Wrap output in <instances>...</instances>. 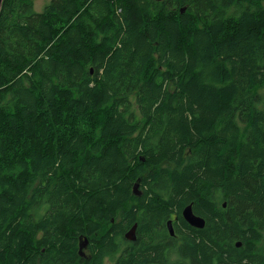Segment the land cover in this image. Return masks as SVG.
Returning a JSON list of instances; mask_svg holds the SVG:
<instances>
[{
    "label": "trees",
    "instance_id": "trees-1",
    "mask_svg": "<svg viewBox=\"0 0 264 264\" xmlns=\"http://www.w3.org/2000/svg\"><path fill=\"white\" fill-rule=\"evenodd\" d=\"M2 6L0 264L73 261L80 232L146 202L140 229L208 220L194 264H264V0Z\"/></svg>",
    "mask_w": 264,
    "mask_h": 264
},
{
    "label": "flooded vegetation",
    "instance_id": "flooded-vegetation-1",
    "mask_svg": "<svg viewBox=\"0 0 264 264\" xmlns=\"http://www.w3.org/2000/svg\"><path fill=\"white\" fill-rule=\"evenodd\" d=\"M144 191L149 193L146 200L152 201L153 192L149 188L141 189L140 186V195L136 197L141 199ZM145 205L141 203L135 207L134 204H131L128 210L118 211L116 215L118 217L112 218L105 225L96 223L97 228L95 230L89 231L86 229L80 232L77 236V245L74 248L76 256L73 261L64 258L54 260L52 259L54 257H48V262H46L43 257L39 256L36 264H95L99 256L100 264H126L133 259L137 260V257H141L139 260H143L138 264H194L197 260H192V253H190L188 259H185L181 254L183 245L192 243V240L201 241V235L195 231L207 230L210 226L208 220L193 207L194 215L204 219L202 228L190 224L184 218L182 211L180 215L175 213L172 216L170 215V218L155 223L150 224L147 221L146 226L148 228L140 229V224L146 216ZM131 212L135 213V219L129 225L122 226V224L127 223L126 215ZM119 217L121 218L120 221ZM130 232H134V235L129 236ZM42 238V235H36L35 241H41ZM108 240L112 241V246L105 244ZM238 243L239 241L235 242L236 247H242V242H240V245ZM99 249H101L100 253H98ZM139 250L142 251V254L136 253ZM219 256L221 255H217V258L212 261L213 264H222L218 259Z\"/></svg>",
    "mask_w": 264,
    "mask_h": 264
},
{
    "label": "water",
    "instance_id": "water-1",
    "mask_svg": "<svg viewBox=\"0 0 264 264\" xmlns=\"http://www.w3.org/2000/svg\"><path fill=\"white\" fill-rule=\"evenodd\" d=\"M4 0H0V11L2 8V4H3ZM157 1H162V0H157ZM186 12V8L182 9V13ZM91 72H93V69L91 70ZM144 161V159H143ZM132 192L133 195L135 196H139L140 195V180H138L132 187ZM223 207H227V203L223 204ZM183 216L184 218L192 225H196V227L202 228L204 226V219L201 217H198L196 215H194L193 213V206L189 205L187 207L184 208L183 210ZM134 235V232H130V235ZM241 243L239 242L238 245H240ZM83 248V245L81 246V250Z\"/></svg>",
    "mask_w": 264,
    "mask_h": 264
},
{
    "label": "rangeland",
    "instance_id": "rangeland-1",
    "mask_svg": "<svg viewBox=\"0 0 264 264\" xmlns=\"http://www.w3.org/2000/svg\"><path fill=\"white\" fill-rule=\"evenodd\" d=\"M51 0H35V10L37 12H41L44 10L45 6L50 3ZM189 206V205H188ZM187 207V206H186Z\"/></svg>",
    "mask_w": 264,
    "mask_h": 264
},
{
    "label": "bare ground",
    "instance_id": "bare-ground-1",
    "mask_svg": "<svg viewBox=\"0 0 264 264\" xmlns=\"http://www.w3.org/2000/svg\"><path fill=\"white\" fill-rule=\"evenodd\" d=\"M3 7V6H2ZM194 213V212H193Z\"/></svg>",
    "mask_w": 264,
    "mask_h": 264
}]
</instances>
